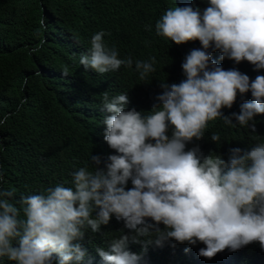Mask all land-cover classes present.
Segmentation results:
<instances>
[{
    "label": "clouds",
    "instance_id": "9594fccd",
    "mask_svg": "<svg viewBox=\"0 0 264 264\" xmlns=\"http://www.w3.org/2000/svg\"><path fill=\"white\" fill-rule=\"evenodd\" d=\"M155 29L177 44L198 39L205 50L187 55L182 64L187 78L162 83L159 103L147 114L126 109L127 92L112 97L103 93L104 139L117 153L108 156L104 168L99 167L101 156L91 155L92 168L73 171L71 186L60 183L23 195L19 207L10 200L15 190L0 188V257L16 264H53L54 254L58 264L81 261L86 249L73 242L82 240L86 229L99 232L113 215L134 231L132 242L153 235L158 246L169 238L193 245L198 240L206 245L199 255L208 258L257 241L264 248V142L251 150L230 149L228 161L215 152L202 159L196 148L185 151L186 142L202 138L208 122L217 117L229 125L235 117L248 127L256 114L264 113V75L250 82L248 75L216 65L206 51L214 42L221 59H246L264 68V0H210L202 13L177 5L166 10ZM104 36V31L96 33L80 56L84 69L105 74L131 67L132 58H119ZM155 62L154 56L135 62L141 80L155 72ZM249 89L254 100L241 104L239 113L221 112L232 107L237 91ZM169 122L174 126L171 138ZM211 140L219 143L220 136L213 133ZM129 240L122 235L110 251H97L108 264H138L141 256L128 250Z\"/></svg>",
    "mask_w": 264,
    "mask_h": 264
},
{
    "label": "trees",
    "instance_id": "16d2710c",
    "mask_svg": "<svg viewBox=\"0 0 264 264\" xmlns=\"http://www.w3.org/2000/svg\"><path fill=\"white\" fill-rule=\"evenodd\" d=\"M177 5L199 8L202 13L210 0H0V121H4L0 123V188L15 190L11 202L19 207L23 195L40 194L60 183L71 186L73 171L85 165L92 168L91 155L101 156L99 167L104 168L108 156L117 154L104 139V92L110 97L127 92L126 109L147 114L159 103L156 97L164 91L162 83L179 84L187 78L182 64L193 49L205 50L202 43L197 39L177 44L155 29L166 10ZM100 31L119 58H132L131 67L122 65L105 74L84 69L80 56ZM206 51L216 65L238 70L250 82L264 75V68L257 69L246 59H221L214 42ZM153 56L156 70L141 80L135 62ZM253 100L250 89L237 91L232 107L225 106L221 112L239 113L241 104ZM232 120V125L222 117L209 121L203 137L186 142L185 151L196 148L202 159L215 152L228 161L230 149L251 150L264 142V113L256 114L248 127L235 117ZM173 131L169 122L170 138ZM213 133L220 136L219 143L211 140ZM127 187H133L131 180ZM158 227L165 229L163 223ZM122 235L130 237L128 250L141 256L138 264H264V248L258 241L235 251L226 248L211 258L199 255L206 245L198 240L193 245L169 238L158 246L153 235L132 242L134 231L115 215L99 232L86 229L84 238L73 242L80 243L86 255L70 264H108L97 249L110 251L113 240ZM58 261L54 254L53 264ZM0 264L16 262L0 257Z\"/></svg>",
    "mask_w": 264,
    "mask_h": 264
}]
</instances>
